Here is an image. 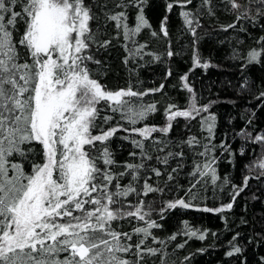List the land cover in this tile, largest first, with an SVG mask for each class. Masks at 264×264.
Segmentation results:
<instances>
[{
    "label": "snow or ice",
    "instance_id": "obj_1",
    "mask_svg": "<svg viewBox=\"0 0 264 264\" xmlns=\"http://www.w3.org/2000/svg\"><path fill=\"white\" fill-rule=\"evenodd\" d=\"M93 2L0 0V264H140L145 253L149 256L163 254L160 249L144 247L149 237L156 239L151 230L160 227L151 219V204L139 201L135 205H125L122 202L120 197H127L130 193L141 195L132 184L121 190L117 183L116 190L109 191L116 179L111 171L116 161L105 142L120 128L101 129L100 134H92L99 127L97 119H102L104 123L112 119L111 116L100 117L103 109L98 105L101 102L107 104L112 112L121 113V118L133 125L156 111L154 104L141 103L137 106L130 99H139L148 92H137L131 87L107 90L91 77L89 62L99 64L100 61L94 60L90 48L93 44L106 48L111 43L98 42L97 31L90 27V22L99 19L92 11ZM145 3L146 0H119L116 7L121 11L105 12L106 20L114 23L118 36L122 34L126 41L132 40L135 47L128 49V55L133 59L142 55L145 46H136L132 38L142 29L151 28L143 11ZM176 3L183 9L192 0H176ZM227 3L236 12L237 20L264 18V0H247V3L227 0ZM133 6L137 8V15L135 26L130 27L126 9ZM167 7L171 11L173 4ZM200 7L206 8L208 15H214L211 0H202ZM180 16L195 38V49L199 39L196 31L200 27L198 15L182 10ZM166 23L167 17L161 23L164 36H168ZM19 25H23L22 32ZM227 27L234 28L235 24ZM151 34L157 35L155 31ZM261 41L264 44V37ZM22 51L27 58L21 55ZM167 55L171 57L174 53L168 51ZM233 56L239 58L235 51ZM245 59L248 65H261L264 46L250 49ZM192 60L194 67H210L209 63L202 62L198 51H193ZM124 62L127 64L128 59ZM168 75H171L170 71ZM181 79L185 82L184 87L192 93L188 108L171 111L175 106H170L167 115L169 123L164 128H133L132 131L145 138L156 131L167 133L177 117L195 119L209 111L211 103L197 106L195 93L187 83L188 76L184 75ZM163 87L162 84L150 91H160ZM215 124L214 114L201 118L209 140L214 135ZM241 135L252 139L250 134ZM255 140L264 142V134L256 136ZM96 142L102 145L98 156L92 154ZM132 143L141 149V155L146 156L141 141L132 140ZM186 143L194 147L200 141L190 137ZM33 144L41 146L43 163H34L29 174L21 163L14 162L12 158L19 156L26 160L35 151ZM203 147L204 151L199 155L210 156L208 145ZM172 155L169 153V156ZM175 155L182 156L183 153ZM214 161L215 157H212L203 164L195 165L193 175L209 176L215 184L219 177L213 167ZM101 163L104 167H100ZM163 163H167V158ZM143 166L129 163L125 165L127 171L119 173V176L136 173L132 175V180L136 181ZM259 167L264 169V161ZM153 171L157 176L161 175L158 169ZM261 174L264 175V172ZM169 179L172 177L169 176ZM158 191L162 189L145 183L142 195ZM188 191L191 192V189ZM240 191L243 188L234 192L233 199ZM94 192L96 196L92 195ZM197 198V194L192 193L187 202L183 198L168 201L166 207L160 210L161 215L168 209L194 207L191 200ZM86 204L94 207L86 209ZM232 208L233 203L229 202L216 209L204 207L199 210L221 213ZM75 212L82 214L74 215ZM128 217L144 221L145 226L134 228L133 233L116 232L112 228L114 221ZM182 232L199 240H204L207 235V232L192 228L187 221ZM133 234L139 237L138 242H125L131 241ZM169 239L175 240L176 235ZM159 243L165 244V241ZM133 248L136 249L133 253L136 260L118 255L133 252ZM240 252L241 249L233 244L227 255L231 257ZM62 253L67 255L61 258Z\"/></svg>",
    "mask_w": 264,
    "mask_h": 264
},
{
    "label": "trees",
    "instance_id": "obj_2",
    "mask_svg": "<svg viewBox=\"0 0 264 264\" xmlns=\"http://www.w3.org/2000/svg\"><path fill=\"white\" fill-rule=\"evenodd\" d=\"M117 3L119 0H94L92 3V11L99 19L90 22V27L97 31L98 42L111 43L106 48L98 47V44L90 48L94 60L100 61L99 64L89 62L91 77L107 90L131 87L137 92H148L139 99H130L137 106L141 103L154 104L156 111L133 125L127 119H122L121 113L112 112L107 104L101 102L98 105L103 109L100 117L111 116L112 119L107 123L97 119L99 127L92 134H100L101 129L120 128L105 142L116 161L111 166L116 179L112 181L109 191H115L117 183L121 190L132 184L141 195L130 193L127 197H120L122 202L125 205H135L139 201L145 205L151 204V219L160 225L151 230L156 239L149 237L144 247L160 249L163 254L149 256L145 253L140 264H264V175L261 174L264 169L259 167L264 161V142L255 140L256 136L264 134V96H261L264 92V61L261 65H248L245 59L250 49L264 46L261 41V37H264V18L237 20V14L227 0H211L214 15H208L207 9L200 7L202 0H192L183 9L176 0H146L143 11L151 28L142 29L132 38L136 46H145L142 55L133 59L128 55V49L135 47L132 40L126 41L122 34L118 36L114 23L105 18V12L122 10L116 7ZM170 3L173 4L171 11L167 7ZM241 3H247V0H241ZM182 10L198 15L200 27L196 31L199 39L195 49V38L180 16ZM126 11L128 23L134 27L137 8L133 6ZM165 17L168 36L161 32ZM230 24H235V27L228 28ZM19 27L22 32L23 25ZM153 31L157 33L156 36L151 34ZM16 38H19V34ZM194 50L199 52L202 62L210 64L208 69L194 67ZM168 51L174 55L169 57ZM234 51L239 58H234ZM21 55L27 58L23 51ZM126 58L127 64L124 62ZM169 71L171 75H168ZM184 75L188 76L187 83L195 93L197 106L211 103L209 111L195 119L177 117L171 122L173 127L167 133L156 131L145 138L132 131L144 126H166L169 123L168 110L172 105L175 107L171 111L188 108L192 93L184 87L185 82L181 79ZM162 84V90L150 91L160 88ZM210 114L216 117L211 140L206 128L201 125V118ZM241 133L250 134L252 139H246ZM190 137H196L200 144L190 147L186 143ZM132 140L143 143L146 156L141 155V149L135 147ZM204 145L211 149L210 156L199 155L204 151ZM101 146V142H96L92 154L98 156ZM32 147L35 151L26 160L19 156L12 158L14 162L21 163L29 174L34 163H43L41 146L33 144ZM181 152L182 156L175 155ZM169 153L173 155L169 156ZM212 157H215L213 167L219 177L215 184L209 176L193 175L195 165L203 164ZM165 158L166 164L163 163ZM129 163L144 165L139 169L136 181L132 180V175L136 173L119 176V173L127 171L125 165ZM100 167L104 165L101 163ZM153 169H158L161 175L157 176ZM145 183L162 191L144 196ZM240 188L243 191L233 199L234 192ZM192 193L198 197L191 200L194 207L168 209L161 215L160 210L166 207L168 201L183 198L187 202ZM92 195L96 196L97 193ZM229 202L233 203V208L221 213L199 210L204 207L216 209ZM92 207L85 205L86 209ZM185 221L192 228L207 232L206 238L199 240L185 236L182 232ZM143 226L144 221L132 217L112 223L116 232L133 233L134 228ZM174 234L176 239L170 240L169 237ZM138 239L133 234L132 240L125 242L136 244ZM159 241H165V244ZM180 244L184 247H178ZM233 244L241 252L230 257L227 252L232 250ZM135 251L133 248V252L118 255L136 260L137 257L133 255ZM65 255L67 253H62L61 258Z\"/></svg>",
    "mask_w": 264,
    "mask_h": 264
},
{
    "label": "rangeland",
    "instance_id": "obj_3",
    "mask_svg": "<svg viewBox=\"0 0 264 264\" xmlns=\"http://www.w3.org/2000/svg\"><path fill=\"white\" fill-rule=\"evenodd\" d=\"M167 126V125H166ZM166 126H164V127H166ZM152 127H155V128H157V129H159V128H164V127H160V126H144V127H141V128H152ZM141 128H138V129H141ZM153 133V132H152ZM151 134V133H150Z\"/></svg>",
    "mask_w": 264,
    "mask_h": 264
}]
</instances>
